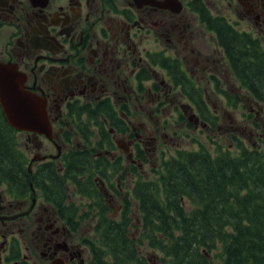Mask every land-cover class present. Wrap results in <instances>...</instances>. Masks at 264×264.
<instances>
[{"label":"flooded vegetation","instance_id":"flooded-vegetation-1","mask_svg":"<svg viewBox=\"0 0 264 264\" xmlns=\"http://www.w3.org/2000/svg\"><path fill=\"white\" fill-rule=\"evenodd\" d=\"M0 35V62L46 101L52 128L15 129L0 104L13 158L0 160V264H91L97 218L119 220L128 199L136 214L164 138L211 128L195 99L215 117L209 99H254L242 116L264 125V90L228 47L242 39L264 65V0H0Z\"/></svg>","mask_w":264,"mask_h":264},{"label":"trees","instance_id":"trees-1","mask_svg":"<svg viewBox=\"0 0 264 264\" xmlns=\"http://www.w3.org/2000/svg\"><path fill=\"white\" fill-rule=\"evenodd\" d=\"M228 47L235 63L249 61V87L258 96L264 90V65L249 57L244 40L234 39ZM195 100L203 103L211 129L217 130L219 117L210 113L205 99ZM232 134L233 148L214 141L213 152L204 145L178 149L163 159L153 178L140 176L136 214L128 199V212L119 220L106 214L97 218L90 235L91 264H151L144 254L150 248L163 264H212L215 257L220 264H264V143L258 137L247 147ZM6 150L0 140V160L13 159L4 156ZM8 170L20 175L14 164Z\"/></svg>","mask_w":264,"mask_h":264},{"label":"rangeland","instance_id":"rangeland-1","mask_svg":"<svg viewBox=\"0 0 264 264\" xmlns=\"http://www.w3.org/2000/svg\"><path fill=\"white\" fill-rule=\"evenodd\" d=\"M4 40L5 38L0 35V45ZM219 98L220 97L209 99L212 108H214V112L219 117L217 121V130L203 127L196 122L197 126L195 128H188L189 130L185 131L184 138H175L171 136H169V139L164 138L162 144H160L155 151V154L152 155L154 163L148 164L147 169L150 172L151 178L154 177V174L162 165L163 159L175 155L178 149H198L201 145H204L213 152L215 150L213 146L214 141L222 144L227 143V145L233 148L234 139L232 137V131H236V134L245 141L247 147L257 143V134L264 132V125H262L261 130L256 126L254 128L251 124L252 119L247 120L245 116H242L244 113H249L251 110L252 112L258 110V106L254 99H245L243 103H241L242 101L240 102L239 107H232L227 99ZM253 118L255 119L254 115ZM201 127L204 129L201 130ZM151 166L152 168L150 169ZM157 167L158 169L155 171ZM144 254L153 258L154 255H156L155 252L150 249L145 250ZM156 260L159 261L158 258H156ZM212 264H220V260L215 257Z\"/></svg>","mask_w":264,"mask_h":264},{"label":"water","instance_id":"water-1","mask_svg":"<svg viewBox=\"0 0 264 264\" xmlns=\"http://www.w3.org/2000/svg\"><path fill=\"white\" fill-rule=\"evenodd\" d=\"M23 73L11 62H0V104L9 124L51 134L46 101L24 86Z\"/></svg>","mask_w":264,"mask_h":264}]
</instances>
